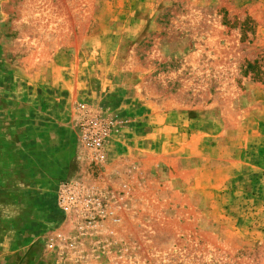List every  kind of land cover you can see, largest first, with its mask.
<instances>
[{
    "label": "rangeland",
    "instance_id": "obj_1",
    "mask_svg": "<svg viewBox=\"0 0 264 264\" xmlns=\"http://www.w3.org/2000/svg\"><path fill=\"white\" fill-rule=\"evenodd\" d=\"M0 264H264V0H0Z\"/></svg>",
    "mask_w": 264,
    "mask_h": 264
},
{
    "label": "built area",
    "instance_id": "obj_2",
    "mask_svg": "<svg viewBox=\"0 0 264 264\" xmlns=\"http://www.w3.org/2000/svg\"><path fill=\"white\" fill-rule=\"evenodd\" d=\"M114 123L103 118H94L81 126L82 144L85 149L97 153L104 151Z\"/></svg>",
    "mask_w": 264,
    "mask_h": 264
},
{
    "label": "crops",
    "instance_id": "obj_3",
    "mask_svg": "<svg viewBox=\"0 0 264 264\" xmlns=\"http://www.w3.org/2000/svg\"><path fill=\"white\" fill-rule=\"evenodd\" d=\"M33 93H35V92H33ZM29 120L30 121H28V123H27V130L28 131H30L33 127L34 128H36L37 127V125H39L38 123L39 122H36V121H33V120H31L30 118H29ZM34 122H36L34 125H33V123ZM44 125V124H43ZM45 126V125H44ZM47 127L45 126V129H46ZM41 131H43L42 129H41ZM50 135V134H49ZM34 137V136H33ZM34 139H38V141H36V140H34ZM34 139H29V141H28V144H30V145H33V144H37L38 146H40V143H42L41 141H45L44 143H43V145H45L46 147H44V151H45V153H50V152H52V153H56V157L57 156H62V155H65L64 153H66V149H63V150H60L59 152L58 151H56V152H54V150L52 149V147H50V144H53V138H47L46 136H42V137H40L39 135H36V137L34 138ZM34 140V141H33ZM50 155V154H49Z\"/></svg>",
    "mask_w": 264,
    "mask_h": 264
}]
</instances>
